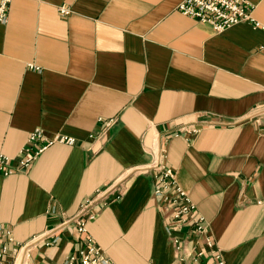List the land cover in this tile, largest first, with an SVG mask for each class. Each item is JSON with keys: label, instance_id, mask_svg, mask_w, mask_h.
<instances>
[{"label": "crops", "instance_id": "obj_1", "mask_svg": "<svg viewBox=\"0 0 264 264\" xmlns=\"http://www.w3.org/2000/svg\"><path fill=\"white\" fill-rule=\"evenodd\" d=\"M180 1L10 0L0 152L15 159L35 127L75 139L0 174V225L15 240L56 227L117 182L87 223L115 264H217V251L223 264H264V117L249 118L264 101V0H248L259 26L219 33ZM99 118L115 122L97 137ZM150 148L164 152L204 233L170 228L155 169L132 171L152 160ZM47 240L29 264H62L81 245L71 223Z\"/></svg>", "mask_w": 264, "mask_h": 264}, {"label": "built area", "instance_id": "obj_2", "mask_svg": "<svg viewBox=\"0 0 264 264\" xmlns=\"http://www.w3.org/2000/svg\"><path fill=\"white\" fill-rule=\"evenodd\" d=\"M10 0H0V23L7 20V10ZM177 9L199 23L206 24L213 33H219L231 25L241 22L253 23L259 26L251 15L253 5L248 0H182L178 3ZM59 13L66 15L69 8L63 5L58 7ZM30 68L37 71L41 69L29 64ZM264 117V101L254 105L249 118L262 119ZM115 122V118H99V128L96 136H102ZM183 124L179 130L183 129ZM54 141L73 144L74 137L55 134L47 136L41 127L32 129L26 138L25 144L20 148L18 156L14 158L0 152V174L8 175L17 169H26L38 157V155ZM152 160L145 164H139L132 168V171L147 172L155 169L156 185L153 188V195L159 197L164 210L168 212V226L177 229L183 224H189L194 235L206 231L204 218L196 215V207L190 196L184 191L174 178V172L170 167L161 163L164 152L160 149L150 148ZM14 161L16 163H14ZM121 189L120 183H114L110 187L97 191L94 198L81 205L77 213L64 219L56 227L45 229L33 234L24 241H17L14 238L13 230L8 224L0 225V264H29L31 250L39 244H48V237H51L60 226L72 224L80 247L70 255L62 264H115L104 250L95 242L87 231V223L94 219L99 211V203L103 202L109 192ZM201 256V253H197ZM217 264H223L220 251H217Z\"/></svg>", "mask_w": 264, "mask_h": 264}]
</instances>
